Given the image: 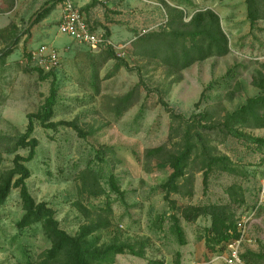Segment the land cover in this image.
Here are the masks:
<instances>
[{
    "label": "rangeland",
    "instance_id": "rangeland-1",
    "mask_svg": "<svg viewBox=\"0 0 264 264\" xmlns=\"http://www.w3.org/2000/svg\"><path fill=\"white\" fill-rule=\"evenodd\" d=\"M49 1L0 0V176L13 167L16 155L27 157V150L9 151L26 131L28 115L38 113L49 97L54 82L58 103L51 121L75 122L89 134L80 138L71 127L58 124L56 129H46L35 121L33 136L39 145L35 159L26 166L31 172L27 184L36 203L53 209L60 227L69 235H76L86 223L75 207L79 201L110 222L109 228L99 234L101 243L118 240L137 247L144 244L143 258L121 255L115 264H176V253L181 254L180 264H224L214 261L205 247L209 218L195 223L181 219L187 242L183 247L170 233V218L189 205L227 203L226 189L232 185L244 189L246 207L252 209L264 173L263 150L252 143L213 134L209 139L213 153L230 157L238 172L232 176L211 174L207 190L203 173L195 172L192 198L175 194L166 197L161 186L171 170L156 160L146 165L145 152L161 146L172 149L181 140L180 136L169 140L172 121L168 111L185 120L206 113L212 124L261 93L252 82L264 75V22L258 24L261 32L250 35L245 0H104L89 14L83 13L94 32L109 33L112 51L128 63V70L118 68L116 60H108L107 50L93 51L60 33L59 8L49 24L32 26L33 15ZM73 1L78 7L85 4ZM57 6L62 8L60 3ZM167 6L184 11L185 22L201 10L216 12L230 40V53L196 63L180 76L134 57L132 43L137 35L164 29ZM16 35L19 44L1 58ZM42 45L59 55L54 77L47 79H42L31 59V53ZM136 88L137 103L116 119L112 112L115 99ZM175 124L178 126L179 121ZM243 132L264 139V129ZM106 148L113 152L104 151ZM88 169L98 177L104 196H79V177ZM112 175L124 192L125 202L110 192ZM107 203L111 205L109 213ZM246 207L237 211L239 215L249 211ZM24 214L19 190L12 189L0 206V264L36 263L51 246L41 224L18 228ZM247 235L244 253L264 254V204L248 224Z\"/></svg>",
    "mask_w": 264,
    "mask_h": 264
},
{
    "label": "trees",
    "instance_id": "trees-1",
    "mask_svg": "<svg viewBox=\"0 0 264 264\" xmlns=\"http://www.w3.org/2000/svg\"><path fill=\"white\" fill-rule=\"evenodd\" d=\"M104 0H91L82 12L90 13ZM61 0H51L37 11L30 20L34 26L48 18L56 9ZM247 11V22L250 27V35L255 31H262L259 22H264V0H245ZM167 23L160 32H151L137 35L132 43L134 57L147 62L156 63L166 69L169 75L180 76L181 72L192 67L196 63L204 62L210 58H222L230 53V40L224 31L220 16L211 9L196 12L189 22H185L184 11L167 6ZM27 33H25L26 35ZM109 38V33L106 34ZM20 37L16 35L11 46L6 49L1 58L12 53L15 46L19 44ZM107 49L108 60L114 59L118 62L117 67H125L130 70L128 63L120 59L111 49ZM30 58V57H29ZM264 70V65H262ZM42 79L54 77V71L43 75V71L37 68ZM179 81V79L177 80ZM253 86L261 91L255 97L247 101L232 112H226L219 122L209 124L212 118L201 114L190 120L177 116L168 111L171 116L172 126L169 140L173 141L178 136L181 140L175 143L172 149L161 146L149 149L145 152V164L150 165L154 160L160 165L167 166L171 170L168 180L161 186L166 197L175 194L182 198L193 197L194 173H203L204 189L207 190L209 177L214 173H225L235 175L238 170L236 164L226 155H216L209 139L217 134L226 140H238L252 143L258 146L264 153V139L247 135L245 129H264V75L253 79ZM137 90L134 89L127 95L115 99L112 112L119 119L125 112L137 103ZM58 103V91L54 82L51 85L50 95L36 114L28 115V125L15 143V150L28 151L27 157L16 155L13 167L0 176V206L7 201L12 189L19 190V195L25 212L18 228L27 229L35 224H41L46 239L51 246L39 258L36 263L30 264H115L116 257L131 255L138 258L144 257V244L121 243L114 240L110 243H101L100 232L110 226L108 219L91 209L85 207L79 201L75 207L83 214L86 223L79 227L76 235H69L60 227L55 212L45 203H36L32 197L27 181L31 172L26 166L32 162L37 155L39 142L34 138L35 121H38L46 129H56L58 124L73 128L80 138H86L89 133L72 123H53L51 120L55 115V107ZM167 107V106H166ZM179 125L176 126V122ZM104 151H111L105 149ZM103 153V156H105ZM140 161V159H138ZM241 161V158H237ZM120 162V161H117ZM79 180L81 186L78 188L80 197L99 198L104 196L105 190L100 185L98 177L91 170L81 173ZM110 192L118 195L123 202L124 192L121 191L117 179L112 175L109 179ZM228 202L224 204L189 205L180 210L177 215L170 218L172 224L169 228L179 246L187 244L185 232L181 226V219L187 223H195L200 218H209L210 227L206 229L204 242L207 253L210 256L223 253L229 244L240 239L242 231L239 222L242 217L254 210H249L245 199L244 189L239 185H232L226 189ZM110 203H107V211H110ZM247 213L239 215L238 210L245 208ZM176 264H180L181 254L176 253ZM242 258L248 264H264V254L254 251H246Z\"/></svg>",
    "mask_w": 264,
    "mask_h": 264
},
{
    "label": "built area",
    "instance_id": "built-area-1",
    "mask_svg": "<svg viewBox=\"0 0 264 264\" xmlns=\"http://www.w3.org/2000/svg\"><path fill=\"white\" fill-rule=\"evenodd\" d=\"M62 18L59 24V31L70 39L89 46L93 51L107 50L112 47V43L104 34H98L89 26L85 14L76 6L73 0H61ZM31 59L35 66L49 73L57 69L59 65V55L55 49L47 45H42L35 52L31 53ZM264 204V173L260 183V193L258 201L251 214H246L239 222V229L242 235L239 240L228 245L221 254H216L214 261H221L224 264H248L243 258L244 245L248 242L247 226L255 217L260 207Z\"/></svg>",
    "mask_w": 264,
    "mask_h": 264
},
{
    "label": "crops",
    "instance_id": "crops-1",
    "mask_svg": "<svg viewBox=\"0 0 264 264\" xmlns=\"http://www.w3.org/2000/svg\"><path fill=\"white\" fill-rule=\"evenodd\" d=\"M82 1H84L85 4H84L83 6H80L79 8L85 7L86 5H88V4L91 2V0H82ZM58 8H59V12H60L58 18L61 19V18H62V8H61V7L56 6V9L53 11V13H54ZM53 13H52L48 18H46L44 21H42V23H43V24H49V23L51 22V21H50L51 18H55L54 16H52Z\"/></svg>",
    "mask_w": 264,
    "mask_h": 264
}]
</instances>
